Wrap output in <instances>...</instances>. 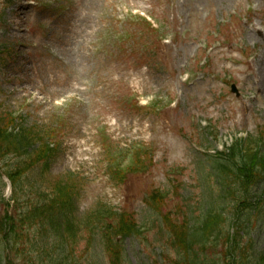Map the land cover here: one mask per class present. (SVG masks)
<instances>
[{
    "label": "rangeland",
    "instance_id": "rangeland-1",
    "mask_svg": "<svg viewBox=\"0 0 264 264\" xmlns=\"http://www.w3.org/2000/svg\"><path fill=\"white\" fill-rule=\"evenodd\" d=\"M249 6H258L263 17L250 13ZM136 12L154 17L161 24L159 36L170 42L139 46L137 56L151 49L155 56L140 68L141 60L109 54L120 27L131 29L135 21L129 13ZM249 22L259 29L255 41L247 36ZM262 37L263 0H0V52L7 50L0 55V113L43 127L59 122V156L39 179L47 183L78 174L73 175L81 190L78 216L99 201L134 213L144 225L142 236L123 242L120 264H167V255L177 254L142 202L145 191L153 186L168 191L172 210L180 205L199 215L216 204L228 219L234 218L229 212L233 201H225L206 173L217 153L236 138L264 130V85H257L254 76L257 59L264 54ZM187 72L190 78L183 82ZM126 97L136 103L158 102V107L136 112L125 105L126 112H120L116 99L122 104ZM100 136L118 144L124 155L132 147L150 149L153 162L145 165L146 172L128 176L123 187L114 189L105 172ZM8 159L3 170L18 161ZM123 162V167L129 163ZM25 181V186L35 187ZM170 183L178 187L177 195ZM8 189L0 171V211L3 198H12ZM248 197L256 219L251 215L245 225L241 222L239 237L255 258L264 255V177ZM20 230L26 232L20 242L28 255L10 253L12 264H37L42 243L37 242L36 227L31 230L25 224ZM86 236L80 232L76 247L63 255L64 264H112L104 241L95 237L88 244ZM50 241L54 252L57 240ZM222 251L219 240L206 253L217 258Z\"/></svg>",
    "mask_w": 264,
    "mask_h": 264
},
{
    "label": "trees",
    "instance_id": "trees-1",
    "mask_svg": "<svg viewBox=\"0 0 264 264\" xmlns=\"http://www.w3.org/2000/svg\"><path fill=\"white\" fill-rule=\"evenodd\" d=\"M49 138V132L26 125L22 116L0 113V171L10 182L12 193L9 201L2 200L5 209L0 214V264L5 256L9 257L3 264H12L14 259L10 253L15 251L18 252L17 257L28 255L20 242V237L26 233L20 229H24L25 224H29L31 230L36 227L37 242L42 243L37 251V264H64L62 257L67 250L72 251L71 247H76L80 232L87 235L88 244L95 237L98 241L103 240L106 252L111 255V263L120 264L123 242L140 236L144 225H140L126 210L118 212L101 202L78 216L79 188L73 177L63 175L47 183L39 179L48 171L56 154V148L50 147ZM8 157L18 158V161L3 170L10 160ZM216 158L206 175L213 182L212 187L225 195V201H233L229 211L234 216L231 220L225 216L223 207L216 204H206L199 215L186 212L180 205L173 210H165L170 196L161 189L149 191L144 199L157 218L156 228L164 232L168 247L177 254V257L167 255V264H264V255L252 258L247 254L248 244L240 242L239 237L251 215L256 219V208L251 207L248 196L249 190L261 183L264 177V130H258L255 136L236 138L230 146L217 153ZM142 168L144 162L134 154L124 170H120L118 165L112 169L110 164L108 172L111 176L116 173L122 179L124 175L139 172ZM25 178L31 180L27 185L33 183L35 187L25 186ZM172 188L177 195L178 187ZM32 195H35V204L32 203ZM240 216L245 217L243 221ZM106 218L111 223H107ZM230 223L231 230H225ZM234 224H237L236 228ZM222 230L226 232L223 234ZM53 238L57 242L54 252H51L50 240ZM219 240L223 251L220 257H211L206 250L215 248ZM3 249L7 253L5 256Z\"/></svg>",
    "mask_w": 264,
    "mask_h": 264
},
{
    "label": "bare ground",
    "instance_id": "bare-ground-1",
    "mask_svg": "<svg viewBox=\"0 0 264 264\" xmlns=\"http://www.w3.org/2000/svg\"><path fill=\"white\" fill-rule=\"evenodd\" d=\"M264 1V0H263ZM238 6H241V4H239ZM256 30L252 29L250 31H248L247 36L252 39L253 41L256 40V36L254 34ZM264 39V37H262ZM264 60V54L261 55L259 57V59H257V66H256V71L254 72V76H256V84L261 86L263 88V81H264V66L261 64V62Z\"/></svg>",
    "mask_w": 264,
    "mask_h": 264
}]
</instances>
